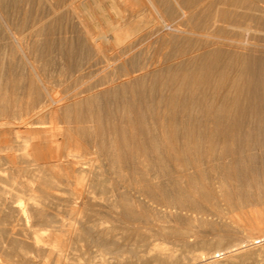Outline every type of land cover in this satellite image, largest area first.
<instances>
[{
    "label": "bare ground",
    "instance_id": "6f19581e",
    "mask_svg": "<svg viewBox=\"0 0 264 264\" xmlns=\"http://www.w3.org/2000/svg\"><path fill=\"white\" fill-rule=\"evenodd\" d=\"M181 1L186 32L208 40L187 64L147 74L149 88L143 69L116 71L158 34L108 23L96 0L76 22L77 52L55 42L52 28L8 36L29 71L23 93L0 105V160L29 202L8 217L37 228L31 243L5 230L9 259L59 252L65 236L101 254L126 253L129 264H264V0ZM100 22L107 26L97 32ZM59 45L68 59L115 77L45 79ZM58 211L74 227L48 230Z\"/></svg>",
    "mask_w": 264,
    "mask_h": 264
},
{
    "label": "rangeland",
    "instance_id": "374dc122",
    "mask_svg": "<svg viewBox=\"0 0 264 264\" xmlns=\"http://www.w3.org/2000/svg\"><path fill=\"white\" fill-rule=\"evenodd\" d=\"M0 1H1L0 2V27H1L0 28V75H1L0 76V99L1 98L5 99L4 102H2L0 100L1 101L0 105L2 103L9 105L12 97L20 96L23 93V90H24V88L28 82V77H26V74L28 76L29 71H28V69L25 68L26 60H24V58L19 53H17L15 50H13L11 43H9L10 40L7 38H9L11 34L12 35H18V34L23 35V34L27 33L28 31H32V30L36 31L39 29L41 30V31H39L40 33H44V31L46 29L51 30V28H52L53 29L52 31H54L53 34H56V35H53L55 42H61V40L63 39L64 41L67 42L66 44L69 43L68 45H70V44L73 45V46H68L67 49L71 50V52H73V51L77 52L75 48H76V41L78 39L76 37L77 36L79 37V32H78L79 28H78V25L76 22L78 19H82L83 17L89 15L90 11H88V9H89L87 7L88 4H86L87 6L84 5V2H86V1L89 2V0H64V1L63 0H0ZM93 1H95V0H93ZM96 1H97V5L101 6L102 8H105V10L107 9L106 13H107V17L109 18L107 20L108 23H110V22L113 23V22L120 20L123 25L126 24L128 27H129V25L130 26L133 25L132 27H130L131 30L128 29V31H131L132 33L141 34L143 32H147V31L148 32L151 31V33H154L156 31V33L158 34V36L156 35L153 39L150 40L151 42L149 41L147 44L142 46L138 50V52L135 53V57H134L135 60H134L133 64L125 65V66L121 67L120 70L116 71L117 73H120V74H126V73H128V72L130 73L131 71H134V70L143 69L142 73L144 76H142V78H140V79H145V81L143 80L144 86L148 85L149 87H152L149 85L150 83L152 85L151 81H149L150 83L147 84L148 83L147 80L153 78V77L151 78V76L149 77L148 76L149 74H151V73L152 74H156V73L160 74V72H164L165 70H167L168 69L167 67H169V66H170L169 67L170 70L173 68L177 69V68L181 67V64L186 63L190 57H193V55L196 56V54H200L202 51L203 43L208 40L206 37H203V36H201V37L197 36L196 37L195 35H192L189 32H186L189 30V28L192 26V24L188 20V17L180 18L181 11L186 10L187 12H189V8L185 9V10L182 8L183 3L181 0H179L180 2L178 0H175V1L174 0H166V1L164 0L163 2H162V0L161 1L160 0H149V1L148 0H96ZM78 2H80V4L81 3H83V4L80 5ZM170 4H172V5L170 6ZM159 6H161V7H159ZM77 7H78V10H77ZM86 8H88V9H86ZM68 10H70V11H68ZM155 11H156V13H155ZM166 11H168V12H166ZM80 13L83 15H81ZM163 14H164V16H163ZM63 15H64V18H63ZM67 17H68V19H67ZM114 18H115V20L113 21L112 19H114ZM71 19H73V21H71ZM110 20H112V21H110ZM100 24L101 25L99 28L101 30L98 28L96 30L97 32L104 31V29L107 26V24L105 22H103V23L100 22ZM104 24H106V25H104ZM51 25H52V27H51ZM102 26H104V27H102ZM140 29H142V30H140ZM157 31L158 32L160 31L159 32L160 34ZM74 32H76V33H74ZM158 38H162L163 41H162V39H161V41L156 40ZM39 39L41 40V43L44 41V37L41 36V34L38 37V40ZM8 45H9V48H8ZM117 45H119V46H117ZM117 45H116V43L115 44L113 43V46L115 48L121 47L120 45H122V44L119 43ZM59 46L60 47L57 46L56 49H54L52 51L53 52V53H51L52 55H50L49 62H48V64L50 66L47 65V67H46V69L48 71L47 72L48 76H46L45 79H60V78L61 79H71V77H72V79H75V77H76V79H85V77H86V81H88L89 84H93L95 81H97L100 78L106 79L108 77V79H110V78L115 77L116 72L112 73L113 75L115 74L112 77L109 75L106 77H103L104 76L103 74L97 75V67L94 64H92L88 59L79 58V57H75V58L73 57L74 60L72 59V57H71V59L70 58L68 59L66 56H64V52L67 49L63 47L64 45H62V46L59 45ZM61 47H63V48H61ZM199 47H201V48H199ZM71 48L74 50L72 51ZM177 48H179L180 50ZM182 50H183V52H182ZM185 51H186V53H185L186 55L184 54ZM12 52L13 53L16 52V53H14L15 55L12 54ZM18 55H20V57ZM11 56H13V57L11 58ZM15 57H16V59H15ZM12 59H14V60H12ZM77 59H78V61L76 63ZM82 59L84 62L82 61ZM17 61H19V62H17ZM80 61H82V62H80ZM73 62H75V64ZM66 63H67L69 68L67 67V65H65ZM69 63H71V64H69ZM73 65H75V66H73ZM75 67H77V68H75ZM85 67H86V69H85ZM91 67H93V68H91ZM146 67H147V69H146ZM65 68L67 69V73H65V74H67L66 76H68V77L64 76V72H66ZM72 68L73 69L75 68V69L73 70ZM78 68H80L81 70ZM7 69H9V70H7ZM86 70H90V71L88 72ZM73 71H74V73H73ZM85 72H86V74H85ZM59 73H60V75H59ZM88 73H90V74H88ZM50 75H51V77H50ZM61 75H63V76H61ZM88 75H90V76H88ZM145 75H147V76L145 77ZM161 78H163V77H161ZM161 78L159 77L158 79H161ZM5 79H7V80L5 81ZM22 82L25 84H23ZM20 83H21V85H20ZM148 86H146V87H148ZM7 87H9V89ZM11 92L12 93L15 92L17 94H15V93L12 94ZM3 123H4V121L0 117V128H1V124H3ZM21 131H24V130L21 129ZM0 153H2V154H0V157L4 156V152H0ZM0 165H1L0 166V182H1L0 183V220H1L0 221V229H1L0 231L3 232V234H1L2 232H0V249H1V251H0V259H1L0 264H5V263L9 264L11 262H12V264H15L14 263L15 261H16V264H57V263L58 264H88V263L89 264H95V263L98 264L100 261H102V263H104V264H126L127 262H130V260L132 258H130L129 255L126 253L125 254L119 253L118 255L101 254L100 252H98V250L96 252V249H97L96 247L88 246V245H86L87 244L86 242H78L75 245L74 244H68L69 243L68 238L65 236H61V238L59 240L60 242L65 244V246L64 245L62 246V243H60L61 248L59 249L60 250L59 252L55 251L53 254H43L39 251L37 253V250L31 249L32 251L30 253L25 252V254H26L24 256L26 258L25 262H22L21 257L16 256L17 254L11 256V258L12 257L15 258V259L14 258L12 259L13 261L11 259H9V255H8L9 250L6 249V248L9 249V245H8L9 244V241H8L9 238H7V240H6V237L9 236V234H7V235L4 234V233H6L5 230L10 229L9 231L7 230L8 232H11V230L17 231L21 235V239H23V240L25 239V241H27L28 243H31V241H29L30 239H28L29 237H31L29 235H31V232L37 228L32 223L30 218L25 220V221L21 220L18 222L17 221L13 222V220H11L8 217L9 213L11 212V209H13V210L14 209H23V210H25L26 208H28L27 205L29 202L27 201L26 196L24 194L20 193L19 191H17L13 187V184L10 182V179H9L10 175H9V171H8V166L5 163V161L2 162V159H1ZM6 206H7V208H5ZM61 212L62 211H58L56 213V216H55L56 219L55 220L52 219L53 221H52L50 227L47 228L48 230L58 229L63 225H66V226L71 225V227L72 226L74 227L75 222L71 221V220L69 221L68 219L70 217H68L66 214H64V212H62V214H61ZM50 213L52 214V211ZM59 214H61V215H59ZM54 215H55V212L53 211L52 218H54L53 217ZM5 218H6V222L4 220ZM65 218L67 220H65ZM7 221H9V222H7ZM11 221H12V223H11ZM17 226H18V228H17ZM16 229H18L20 231H18ZM28 232H29V234H28ZM46 240L47 239H45V245H43L44 247H47V244L49 243L48 242L49 240H47V242H46ZM89 248H91V249L89 250ZM63 249H65V250H63ZM85 249L88 252H86ZM5 250H7V251H5ZM2 251H4V252H2ZM18 255H21V254H18ZM41 255H43V256H41ZM27 258L28 259L30 258V259L28 260ZM31 259H32V261H31ZM29 261H31V262H29ZM127 264H129V263H127Z\"/></svg>",
    "mask_w": 264,
    "mask_h": 264
}]
</instances>
